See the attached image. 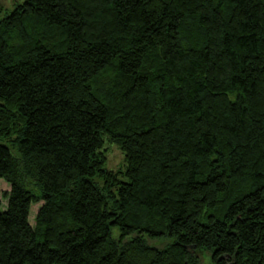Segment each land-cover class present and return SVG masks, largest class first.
I'll list each match as a JSON object with an SVG mask.
<instances>
[{"label":"trees","instance_id":"1","mask_svg":"<svg viewBox=\"0 0 264 264\" xmlns=\"http://www.w3.org/2000/svg\"><path fill=\"white\" fill-rule=\"evenodd\" d=\"M0 139V264H264V0L17 2Z\"/></svg>","mask_w":264,"mask_h":264},{"label":"rangeland","instance_id":"2","mask_svg":"<svg viewBox=\"0 0 264 264\" xmlns=\"http://www.w3.org/2000/svg\"><path fill=\"white\" fill-rule=\"evenodd\" d=\"M20 1H22V0H0V18L5 15V13L8 9H12L14 7V5ZM0 141H2V140L0 139ZM105 166L108 169H113V170H120V169L125 168L124 153L122 152V150L117 145H115V144L109 145V150L107 152V162H106ZM0 189L2 191L10 190L9 183L7 181H5L4 179H1L0 180ZM0 196L2 198L4 205H6L7 199H5L2 196V194ZM41 204L42 203L35 204L32 206V211H31V216H30L31 223H34V216H35V214H36V212H37V210Z\"/></svg>","mask_w":264,"mask_h":264}]
</instances>
